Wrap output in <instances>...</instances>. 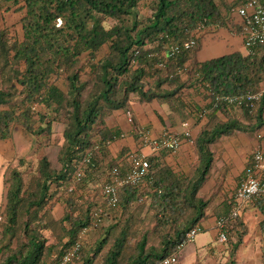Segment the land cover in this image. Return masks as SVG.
I'll return each mask as SVG.
<instances>
[{"label": "trees", "instance_id": "1", "mask_svg": "<svg viewBox=\"0 0 264 264\" xmlns=\"http://www.w3.org/2000/svg\"><path fill=\"white\" fill-rule=\"evenodd\" d=\"M142 1L0 0V7L12 4L22 12L21 39L13 38L10 28L0 31V140L12 138L15 125L31 135L50 136L62 111L68 119L58 156L59 170L45 156L38 163L37 175L26 185L19 168L9 169L0 228L3 238H10L0 248V264H60L83 228L92 223L95 208H103L106 216L109 211L119 212L118 220L107 228L92 253L82 248L79 258L67 264H95L111 239L102 264H157L178 254L186 234L214 210H219L220 220L234 208L235 192L230 201L212 206L221 191L222 178L204 192L216 171L213 147L225 136L237 132L254 135L264 127V96L241 108L246 113L243 118L229 114L233 107L215 98L257 92L264 84V44L254 54L235 51L203 63L198 62L197 55L207 32L225 28L242 34L239 19L230 25L228 17L248 0H153L152 16L140 20L137 8ZM204 19L208 30L195 46L170 56L171 46L188 41ZM108 20L115 22L110 28L105 26ZM105 46L108 54L98 59ZM87 73L88 78L81 80ZM61 74L67 81L66 91L52 81ZM191 87L201 88L211 99L196 112L202 119L205 111L207 123L194 139L196 163L192 173L174 172L164 161L166 153L172 152L161 150L160 156L148 158L149 178L136 186L120 187L117 205L109 207L104 195L109 173L114 168L121 175L128 173L134 151L111 155L112 143L123 137L121 131L108 127L107 119L115 111H129L132 97L140 103L169 102L171 111L186 119L191 112L176 101V96ZM218 112L227 120H221ZM135 136V151H141L143 146ZM89 157L91 161L86 163ZM24 164L20 158L18 167ZM78 170L83 171L82 178L75 182ZM100 180L101 199L93 189ZM53 185L58 196L52 193ZM77 185L83 188L80 198L75 196ZM149 197L156 225L168 230L157 245L150 244L147 231L132 243L139 233L140 219V208L132 203H144ZM57 202L65 207L59 219L52 214ZM252 203L258 204L264 215V199L246 204ZM227 229V242L232 245L229 253L234 259L248 229L241 215ZM58 230L56 242L47 245L45 232ZM14 239L17 242L12 247Z\"/></svg>", "mask_w": 264, "mask_h": 264}, {"label": "crops", "instance_id": "2", "mask_svg": "<svg viewBox=\"0 0 264 264\" xmlns=\"http://www.w3.org/2000/svg\"><path fill=\"white\" fill-rule=\"evenodd\" d=\"M243 42L242 34H233L229 29L221 28L216 31H210L202 40L197 60L199 63H203L235 51L245 54ZM183 78H186V76H183ZM164 88L169 89L168 87ZM176 99V101L186 105L188 111L191 112V115L186 119L180 117L179 113H173L169 102H159L158 100L151 103H140L136 98H132L129 111H115L107 119V125L110 129L121 131L124 137L112 143L110 147L111 155L116 157L123 150L133 152L138 149V140L134 132L135 128L147 129L156 138L166 131L181 133L183 131V123L189 121L192 136L195 139L207 123V118H198L196 112H200L202 108L209 105L211 99L207 93H203L201 88L196 87L183 90L176 96ZM217 115L221 120H227V117L221 112H218ZM130 118L133 120V123L129 122ZM262 128L264 129V127ZM262 128L256 130L254 135L237 132L233 135L225 136L213 147L216 158V171L206 184L204 192L208 193L216 185L218 178H222L223 183L221 191L212 206H218L226 200H231L237 186L244 178L247 162L257 148L258 140L256 133ZM16 134H12V138L10 139L0 140V177L4 183L3 201L0 205L5 203L6 186L4 182V169L16 158L15 147H18L19 139L24 137V133L22 131L19 132L17 141ZM141 150L148 156H160L158 153L153 154L149 148H143ZM194 151L195 148L193 145L184 142L178 152L166 153L164 161L169 166L171 164L175 165V167H171L174 172L186 174L184 167L191 163L192 157H195ZM170 162L172 163L170 164ZM59 205L57 203L56 207ZM219 213V210H214L209 217L202 220L200 226L203 228L204 233L199 235H203V240L199 242L200 245H197V241L195 240L189 250H186L187 247L183 249L179 258L180 264H195L197 262L200 264H211L212 261L217 260L219 252H223V254L227 251L230 252L232 248L231 243H219L217 241L218 232L216 223ZM240 215L243 226L248 229V234L253 230L258 232L260 238L264 237V229L261 228L264 215L258 204H242Z\"/></svg>", "mask_w": 264, "mask_h": 264}, {"label": "built area", "instance_id": "3", "mask_svg": "<svg viewBox=\"0 0 264 264\" xmlns=\"http://www.w3.org/2000/svg\"><path fill=\"white\" fill-rule=\"evenodd\" d=\"M240 21L242 36L244 41L245 54H254L256 48L264 44V0H248L246 4L236 9L234 14ZM207 19L199 23L192 37L181 45L171 46L169 54L173 56L183 49L193 48L196 41L204 35L207 30ZM264 96V90L257 92L246 93L233 96H218L215 101L225 103L231 107L242 108L259 101ZM205 111L201 114V118H205ZM129 122L133 123L130 118ZM134 132L139 137V142L143 148H149L153 154H157L161 150H169L172 153L178 152L184 142L194 145V138L192 136L189 122L183 123V131L181 133H173L170 131L164 132L159 137H153L151 132L143 128H135ZM124 137V135H122ZM258 145L251 158L247 162L245 168L244 178L240 181L235 190L234 208L226 218L217 220V238L219 243H226L228 241V229L236 219L240 216L241 205L245 203L256 202L264 199V129L262 128L256 133ZM142 148V149H143ZM149 156L145 155L142 150L134 151L130 155L131 169L128 173L121 175L119 171L114 168L110 171V181L104 187V195L109 207H115L119 201V188L131 185L136 186L143 183L150 176ZM90 157L86 159V163H90ZM82 170L75 172L74 180L79 182L82 178ZM106 213L103 208H95L93 210L92 223L83 228L79 235L78 241L65 254L60 264H67L73 258L78 259V253L83 248L86 237L94 230L99 228ZM1 219V218H0ZM202 232L200 226H196L186 234L185 241L179 245L178 254L165 257L157 264H179L180 254L183 249L195 242L196 237Z\"/></svg>", "mask_w": 264, "mask_h": 264}, {"label": "rangeland", "instance_id": "4", "mask_svg": "<svg viewBox=\"0 0 264 264\" xmlns=\"http://www.w3.org/2000/svg\"><path fill=\"white\" fill-rule=\"evenodd\" d=\"M153 0H143L138 8L137 12L139 15V19H148L152 16L154 12V5ZM9 6V8H7ZM228 23L230 25H236V16H233L232 13L228 17ZM21 19H22V12L18 9V7L13 6L12 4H5L2 7H0V31L4 28H10L11 29V36L14 38H22V27H21ZM115 22L108 20L105 23V26L107 28H110L112 25H114ZM209 34L207 32L205 35ZM243 38V36H242ZM239 46V45H238ZM244 46V42H243ZM109 49L107 46H105L98 54V59H102L106 54H108ZM88 78V73L82 75L81 80H86ZM52 81L58 85L63 91L67 90V81L64 75H58L52 78ZM264 90V84L261 85L259 88H257L255 91ZM133 99L136 97H132ZM35 110H39L38 107H36ZM233 115L236 118H243L245 113V110H242L241 108H231L229 114ZM68 119L64 111H62L58 117H56V120L54 121L52 125V133L50 136H35L26 133L19 125H15L12 131V134L17 133L15 136L19 138L18 133L23 132L24 137L19 139L18 147H15V154L16 158L10 162L9 165L6 166L4 169V176L5 180L8 179L9 169L10 168H19L23 172V179L26 185L31 180V177L33 175H37V169H38V163L43 157H48V159L51 161L52 166L55 170H59L61 168V163L59 161V152L64 144V130L67 126ZM23 159L25 161V164L23 167H18L19 159ZM172 162H170L171 164ZM196 163L195 157H192L191 163H189L187 166H185V175H189L192 173L194 164ZM170 167H175V165H172ZM8 168V169H7ZM8 184L6 183V187ZM82 185H77L75 196L77 198H80L81 192H83ZM95 187L93 188L95 191L97 190L99 198L101 199V188L103 186V182L100 180L95 183ZM210 186V185H208ZM142 192L143 189L141 190ZM3 193H4V183L2 178L0 177V203L3 201ZM52 193L56 194L58 196L57 187L56 185L52 186ZM58 203V202H57ZM57 203L55 205L57 206ZM60 204L58 207L53 206L52 208V214L55 218H61L64 215L65 207L63 206L62 202L58 203ZM151 204V198L145 200L144 203L140 202H134L132 203V206H138L140 208V211H137V216L139 219L138 221V227L137 230H139V233L137 234V237L135 240H132V243H135L136 240H138L139 236L141 235V232H148V236L150 239V244L157 245L161 238L162 234L168 230V227H163L160 225H156V221L152 218V213L154 212L153 208L150 207ZM3 206L0 205V222L3 219ZM79 212H75V216H78ZM119 217V212L109 211L108 216L105 217V220H103L102 225L97 228L96 230L92 231L85 239L83 250L86 253H92L94 248L97 245V242L105 236V232L107 228L111 225H115ZM2 229L0 228V248L4 243H7L9 241L10 236H6L3 238ZM201 233H204L203 231ZM199 233V234H201ZM55 234V235H54ZM52 233L51 231L45 232V237L48 239L47 245H50L53 242H56L57 236L60 235L59 230L55 233ZM196 237L197 245H200L199 242L203 240V235H199ZM17 240L14 239L12 242V247L16 246ZM243 245L239 248V251L234 259L231 258L230 253L227 251L223 254V252H219L218 258L215 261H212L211 264H264V237L260 238L258 236V232L253 231L244 236L243 238ZM113 243V239L109 242L108 246L103 250L100 256L96 258L95 264H102V260L104 255L107 253L109 248L111 247ZM193 246L192 244L187 245L186 250H189L190 247ZM3 259V254L0 250V262ZM74 264H77L75 262ZM180 264V263H179ZM196 264V263H195Z\"/></svg>", "mask_w": 264, "mask_h": 264}]
</instances>
